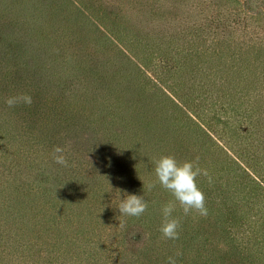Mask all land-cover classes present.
Segmentation results:
<instances>
[{
  "label": "trees",
  "instance_id": "obj_1",
  "mask_svg": "<svg viewBox=\"0 0 264 264\" xmlns=\"http://www.w3.org/2000/svg\"><path fill=\"white\" fill-rule=\"evenodd\" d=\"M165 155L212 177H197L207 217L176 205L174 241L159 231L174 198L148 187ZM127 194L147 201L140 217L120 215ZM178 250L177 264H264V0H0V264Z\"/></svg>",
  "mask_w": 264,
  "mask_h": 264
},
{
  "label": "clouds",
  "instance_id": "obj_2",
  "mask_svg": "<svg viewBox=\"0 0 264 264\" xmlns=\"http://www.w3.org/2000/svg\"><path fill=\"white\" fill-rule=\"evenodd\" d=\"M5 103L9 107L19 103L30 105L32 98L29 95L22 94L7 98ZM65 151L66 149L63 147H54V163L63 167L68 166ZM153 163L156 181L148 186L149 189L154 188L158 183L160 187L168 191L174 198L173 201L168 202L161 209L163 221L159 231L163 239L178 240V230L181 227V222L178 218L172 216L176 205L180 206L185 216L195 212L201 217H207L208 209L205 203V195L197 184V177H206L209 184L212 183V177L207 169L199 166L198 156L194 161L178 162L174 156L165 155L156 159ZM117 208L120 215L140 217L147 211L148 203L143 195L127 194L124 199H121ZM181 255L182 253L178 250L175 256L167 258V264H177L176 257Z\"/></svg>",
  "mask_w": 264,
  "mask_h": 264
},
{
  "label": "rangeland",
  "instance_id": "obj_3",
  "mask_svg": "<svg viewBox=\"0 0 264 264\" xmlns=\"http://www.w3.org/2000/svg\"><path fill=\"white\" fill-rule=\"evenodd\" d=\"M79 1H82L83 3L85 2V0H79ZM87 5H88V3H87ZM147 60H148L147 67L149 69H157V71L161 72V75L159 77H163L164 74H163L162 69H167L168 65H166L164 63L162 64V62H164V61H160L159 57H157V56L152 57V59H150V60H149V58H147ZM147 60H145V61H147ZM139 249H141V248H139Z\"/></svg>",
  "mask_w": 264,
  "mask_h": 264
}]
</instances>
